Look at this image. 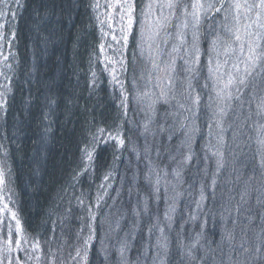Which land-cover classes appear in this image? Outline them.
I'll use <instances>...</instances> for the list:
<instances>
[{
    "label": "rangeland",
    "instance_id": "obj_1",
    "mask_svg": "<svg viewBox=\"0 0 264 264\" xmlns=\"http://www.w3.org/2000/svg\"><path fill=\"white\" fill-rule=\"evenodd\" d=\"M8 1L11 0H4V5ZM133 2H92L103 48L102 66L114 81L107 84L120 97L127 96L134 108L137 106L135 112L141 117L137 119L138 130H146L150 135V146L156 147L154 139L158 134L157 140L165 144L162 151H170V154L161 169L156 165H150L148 169L149 173L157 175L153 178L154 174L152 177L148 174L152 185L148 190L161 198L159 205L157 197L153 201L160 210L157 208L154 217L150 216L142 200L141 211L129 208L128 213H116L117 217H101L100 222L105 227L100 231L99 244H103L105 256L113 264H166L172 262L173 257L178 259L177 264H202V258L206 257L197 254L198 248L206 247L202 232L207 227L211 229L212 222L220 219L223 233L212 245L215 257L209 264H218L216 257L224 259L227 256L220 248L225 245L230 249L228 256L232 264H251L256 259L255 254L264 249V235L260 237L257 232V238L259 236L263 241L253 248H246L244 237L239 245L238 238L239 226H245L250 220L248 209L252 214L251 205L258 199L262 204L260 217H264V4L261 0H142L135 13ZM11 3L3 7L5 12L15 10L18 0ZM170 3L174 6L169 7ZM134 19L135 45L129 52L131 58L128 57L134 70L129 73L125 70L123 51ZM4 28L0 23V120L13 73L9 64L4 66L5 53L11 44L7 35H3ZM241 79L243 84L239 82ZM124 84L127 91H124ZM51 104L52 101L42 113L43 131L48 129L45 123L50 120ZM44 133L40 131L35 139L39 149L46 143ZM90 139L89 148L96 141L94 136ZM116 141V147L123 143L120 139ZM2 145L0 134V264H83L89 242L85 241L82 232L65 235L70 238L56 237L55 233L51 237L52 243L46 245L27 237L12 193L11 164ZM40 153L44 155L45 151ZM195 165L200 172L193 169L195 177L186 180L183 175H190ZM239 165L253 173L251 179L260 182L262 192L258 197H251L252 192L246 190L247 205L239 198L234 199L240 203L234 211L238 218L234 217L235 221L230 225L229 217L233 213L229 209L223 213L225 209H222L215 214L211 203L212 197L230 201L234 184L226 179L236 176ZM158 183L161 189H157ZM245 188L240 187V191ZM114 195L107 198L109 203H114ZM183 195L191 201H185L186 217L181 214L179 217L183 228L189 225L187 233L193 232L185 241L179 233L182 229L178 232L174 226ZM139 215L147 219L145 233L143 237L134 238L142 223ZM246 225L248 227V223ZM128 227L131 235L126 234ZM247 227H242L244 235ZM172 234L179 236H176L177 247L171 244ZM231 235L238 243L233 242ZM235 247L240 249L235 257L237 260L232 257ZM108 248L110 252L107 253ZM100 254L103 255V251ZM258 264H264V259Z\"/></svg>",
    "mask_w": 264,
    "mask_h": 264
},
{
    "label": "trees",
    "instance_id": "obj_2",
    "mask_svg": "<svg viewBox=\"0 0 264 264\" xmlns=\"http://www.w3.org/2000/svg\"><path fill=\"white\" fill-rule=\"evenodd\" d=\"M133 1L136 13L143 2ZM8 2L4 5V0H0V23L5 27L3 35H7L11 42L10 50L5 53L4 66L9 64L13 73L0 120V134L4 154L11 164L10 183L23 231L29 239L37 240L42 245L52 243L51 237L55 233L56 237L70 238L65 235L82 232L85 241L89 242L83 264H113L105 256L103 244L98 241L100 231L105 227L100 218H108V215L117 217L116 213H128L129 208L141 211L142 200L147 213L150 216L156 214L161 198L148 190L152 187L148 174L151 177L154 174L149 173L148 169L150 165L159 166L160 169L165 166L170 151H162L165 144L157 140L158 134L154 140L156 147L160 146H150V135L146 130H138L137 119L141 117L135 112L137 106L134 108L127 96L120 97L107 84L114 81L102 66L103 48L99 38L100 29L91 9L93 0H18L15 10L5 12L3 7L12 0ZM135 28L134 19L123 51L125 70L129 73L134 70V66L132 68L130 65L129 52L135 45ZM125 89L127 91L124 84ZM51 101L50 120L45 123L48 129L43 131L42 113L46 112L45 107ZM40 131L42 134L45 132L47 138L41 149L37 148L35 141ZM92 136L96 141L93 142L94 147L89 148ZM99 136L105 137L100 139ZM118 139L123 143L116 147ZM41 151H45L44 155H40ZM195 166L190 175H183L186 180L195 177L193 169L200 172L198 165ZM239 166L236 176L226 179L234 184V188L231 186L233 195L229 197L231 202L212 197L211 203L215 214L222 209H225L223 213L228 209L233 213L229 217L230 225L238 218L234 211L240 203L234 199L239 198L247 205L246 190L252 192L251 197H258L262 192L260 182L251 179L250 174L253 173ZM153 178H157V175L154 174ZM243 186L245 190L240 191ZM161 188V185L157 187ZM112 194L116 196L113 204L107 199ZM156 197L158 205L154 204ZM258 200L251 205L252 214L248 209L247 217L250 220L248 227L245 223L248 228L246 235L243 231L245 226H239V245L244 237L247 239L246 248L259 247L263 241L259 240V236L257 238V232L261 234L260 237L264 235V217H260L262 204ZM185 201L191 199L183 195L174 221L178 232L182 229L183 233H179L184 241L193 234L187 233L190 231L189 225L182 227L179 217V214L186 217ZM139 218L142 223L134 238L143 237L145 233L144 222L147 219L142 215ZM219 222L220 219H216L211 229L207 227L202 232L206 247L197 251L198 255L206 257L202 258V264H209V260L215 257L212 245L223 233ZM223 223H226L225 218ZM126 229V234L131 235L129 227ZM177 234L171 237L174 247H177ZM231 237L234 243H238L234 235ZM227 247H220L224 255L227 252V256L224 259L216 257L218 264H232ZM235 249L234 258L239 247ZM102 251L103 255L100 254ZM259 251L251 264H258L264 259V249ZM172 259L166 264H177L178 259Z\"/></svg>",
    "mask_w": 264,
    "mask_h": 264
},
{
    "label": "snow or ice",
    "instance_id": "obj_3",
    "mask_svg": "<svg viewBox=\"0 0 264 264\" xmlns=\"http://www.w3.org/2000/svg\"><path fill=\"white\" fill-rule=\"evenodd\" d=\"M261 3L264 4V0H261ZM168 6H169V7H173L174 5L170 3ZM237 7H239V5H237ZM217 10H218V9H217ZM130 13H131V7H129V10H128V15H129L128 25H129V27L131 26V23H132ZM236 39L238 40V39H239V36H237ZM254 67H255V65L253 64V68H254ZM250 74H251V71L249 70V75H250ZM239 82H240L241 84H243V83H244V80L241 79ZM229 83H231V80L229 81Z\"/></svg>",
    "mask_w": 264,
    "mask_h": 264
}]
</instances>
